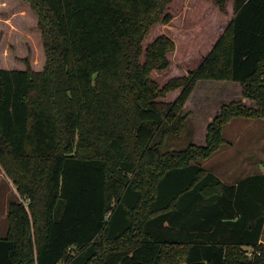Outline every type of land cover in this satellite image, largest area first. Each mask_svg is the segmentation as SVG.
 <instances>
[{
	"label": "trees",
	"instance_id": "16d2710c",
	"mask_svg": "<svg viewBox=\"0 0 264 264\" xmlns=\"http://www.w3.org/2000/svg\"><path fill=\"white\" fill-rule=\"evenodd\" d=\"M25 1L46 64L0 67V164L28 200L8 201L0 264H264V173L228 183L199 162L232 118L264 117V0H234L198 67L163 86L152 72L175 42H143L173 0ZM204 79L240 82L255 105L224 104L205 145L163 150Z\"/></svg>",
	"mask_w": 264,
	"mask_h": 264
},
{
	"label": "rangeland",
	"instance_id": "374dc122",
	"mask_svg": "<svg viewBox=\"0 0 264 264\" xmlns=\"http://www.w3.org/2000/svg\"><path fill=\"white\" fill-rule=\"evenodd\" d=\"M167 10L173 19L155 24L143 42L146 47L161 34L170 36L175 42V49L168 54L170 66L152 72L161 86L197 68L235 14L233 0H226L224 10L216 0H173ZM26 59L35 70L45 67L46 54L37 13L25 0H0V67L24 69ZM181 89L170 91L162 99L175 100ZM233 100L255 105L254 100L243 96L242 84L238 81L198 80L183 107L187 116L183 131L180 135H170L163 150L183 148L192 142L205 145L208 125L222 106ZM224 136L226 142L211 156L199 161L207 170L225 182L264 171V117H234L225 125ZM260 164L263 169L259 168ZM11 198L28 201L19 194L0 164V230L4 235L8 229Z\"/></svg>",
	"mask_w": 264,
	"mask_h": 264
},
{
	"label": "crops",
	"instance_id": "0c3cea01",
	"mask_svg": "<svg viewBox=\"0 0 264 264\" xmlns=\"http://www.w3.org/2000/svg\"><path fill=\"white\" fill-rule=\"evenodd\" d=\"M233 5H234V0H233ZM25 62V61H24ZM26 64V63H25ZM2 68H10V69H13V67H10V66H1ZM259 168H261V164L259 165ZM261 169H263V168H261ZM259 172H263L264 173V171H258V172H252V173H249V174H255V173H259ZM248 175V174H247ZM244 176H246V175H244ZM238 180V178L235 180V181H233V182H228V183H234V182H236ZM261 241L262 242H264V235H263V238L261 239Z\"/></svg>",
	"mask_w": 264,
	"mask_h": 264
},
{
	"label": "built area",
	"instance_id": "2783aa9c",
	"mask_svg": "<svg viewBox=\"0 0 264 264\" xmlns=\"http://www.w3.org/2000/svg\"><path fill=\"white\" fill-rule=\"evenodd\" d=\"M247 254H248L249 256H252V255H253V251H252V249H248V250H247Z\"/></svg>",
	"mask_w": 264,
	"mask_h": 264
}]
</instances>
